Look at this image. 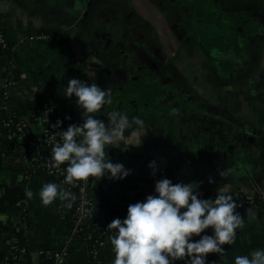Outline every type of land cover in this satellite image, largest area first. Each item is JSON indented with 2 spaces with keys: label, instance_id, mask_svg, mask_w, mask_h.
I'll return each instance as SVG.
<instances>
[{
  "label": "crops",
  "instance_id": "1",
  "mask_svg": "<svg viewBox=\"0 0 264 264\" xmlns=\"http://www.w3.org/2000/svg\"><path fill=\"white\" fill-rule=\"evenodd\" d=\"M79 1L74 0L75 8H69L63 0H0V31L12 44L18 74L4 98V72L10 61L8 54H0V111L9 105L20 118L30 121L36 135L41 128L32 123L31 109L44 104L52 103L59 114L81 124L77 98L65 96L67 82L79 79L101 89L114 85L109 54L114 52L111 42L117 44L122 30L130 31L129 41L139 44L156 31L152 40L158 44L162 40L164 54L185 86L182 95L194 94L199 100H190L167 130L156 118L142 119V126L132 125L123 139L105 145V159L122 164L130 174L122 180L92 177L90 205L105 241L92 251L85 242L75 241L63 264H113L110 238L117 230L107 226L113 219H125L128 206L140 201V189L128 182L139 173L167 178L174 184L197 182L200 198L206 192L264 194V0H192L190 13L205 19L198 36L225 51L220 64L203 52L202 42L181 34L186 18L176 4L166 11L169 16L156 4L160 12L154 19L143 0H87L81 5ZM108 7L120 15L114 24L106 21L102 26L99 14ZM211 11L221 16L223 26L210 25L207 14ZM214 29L224 38L213 39ZM102 35L109 36V44ZM114 102L106 104L95 118L107 124L108 113L115 111ZM9 150L21 154L13 157ZM151 161H156L155 175L148 167ZM25 166L22 152L0 131V238L5 245L18 246L21 264H42L45 253L61 248L66 240L58 200L44 206L39 196L43 185H58V181L39 171L26 173ZM26 189L33 192L31 199ZM19 201L25 211L16 205ZM236 211L244 226L237 229L235 242L223 246L224 255L208 254L206 264H234L237 256L250 258L254 250H264L261 208L247 205ZM199 239L192 237L193 242Z\"/></svg>",
  "mask_w": 264,
  "mask_h": 264
},
{
  "label": "clouds",
  "instance_id": "2",
  "mask_svg": "<svg viewBox=\"0 0 264 264\" xmlns=\"http://www.w3.org/2000/svg\"><path fill=\"white\" fill-rule=\"evenodd\" d=\"M65 96L77 98L83 122L71 124L63 131V142L52 148V166L67 163L65 181L68 184L89 177L98 180L105 176L112 180L127 177L131 170L105 159V145L123 139L129 127L142 126L143 121L138 117L130 121L126 114L118 111L108 113L107 124L95 118L106 104L112 103L111 90L101 89L95 83L70 79ZM60 125L61 121L57 120L52 127ZM148 167L155 175L156 161H151ZM199 186L197 182L174 184L162 178L155 182V195L130 204L125 219H113L107 226L117 230V235L110 238L115 254L113 264H174L178 260L206 264L208 254L224 255L223 246L233 244L237 229L244 226V219L236 211L241 205L226 194L201 199ZM25 195L31 199L34 194L26 189ZM39 196L44 206L60 200L66 202L64 206L70 210L75 202L73 192L55 183L43 185ZM208 228L213 230V235L201 236ZM193 236L200 239L193 242ZM234 264H264V250H254L250 258L237 256Z\"/></svg>",
  "mask_w": 264,
  "mask_h": 264
},
{
  "label": "flooded vegetation",
  "instance_id": "3",
  "mask_svg": "<svg viewBox=\"0 0 264 264\" xmlns=\"http://www.w3.org/2000/svg\"><path fill=\"white\" fill-rule=\"evenodd\" d=\"M86 1L82 0L81 3ZM92 1L88 0V3ZM143 1L147 5H145V8L147 7L149 13L153 14L154 19H156V13L160 12L156 8V4H159L163 10L162 12L165 11V16L168 15L166 11L171 10L172 4L181 7L186 18L185 27L184 30H181V34L185 32L188 39L202 42L204 45L200 47L203 48V52L211 58L213 57L215 64L221 63L222 56H226L225 51L214 43L207 45V41H203L198 36L202 35L200 28H202L205 19L203 18L204 15L195 18L194 13L193 15L190 13L189 8L192 7V0ZM115 11L113 7L101 10L99 18L102 26L106 21L112 24L115 23L114 20H117L118 15H120ZM169 15L171 14L169 13ZM220 17L212 11L207 14L210 25L214 27L216 25L223 26L224 22L221 21ZM211 31L213 39L221 40L224 38L219 29ZM155 32H150V39L146 38L139 44L136 41H129L130 31L122 30L117 44L111 42L114 52L109 54V60L113 68L115 77L113 83L115 84L110 86L109 89L111 90V100L116 103L115 111L126 114L129 119L138 117L140 120H154L156 118L160 120L159 123L162 129L167 130L177 121L180 110L184 112L187 109L191 103L190 100L197 102L199 99L197 97L196 99L194 94H191V97L185 94L182 95L185 86L182 82L180 83L172 69V62L164 54L162 40L159 38L160 44L157 43V40H152L153 36L156 37ZM102 36L106 40L104 43L109 44V36ZM168 41L171 42V39L168 38ZM127 43L128 45H126Z\"/></svg>",
  "mask_w": 264,
  "mask_h": 264
},
{
  "label": "built area",
  "instance_id": "4",
  "mask_svg": "<svg viewBox=\"0 0 264 264\" xmlns=\"http://www.w3.org/2000/svg\"><path fill=\"white\" fill-rule=\"evenodd\" d=\"M44 37V36H38ZM8 42L5 33L0 31V47L5 49L6 43ZM11 64H8L10 67ZM14 81L10 78L3 79V96L4 98H8V90L12 87ZM10 109L9 105L5 104L2 107V110L8 111ZM60 117H65L59 114L58 111H53L52 107H48L44 110H41L40 114L38 115V120L42 124V130L38 137L31 138L27 136V127L30 125L28 124L27 120L22 118L16 119L11 113H9L6 119L2 120L1 127L5 130L3 135L7 140L16 141L14 146L15 149L22 152L24 155L25 161V171L26 173H30L31 171H40L41 173L52 176L56 178L58 181V185L63 187L65 190L69 192H73L75 194V202L73 203V216H74V223L75 229L78 230V225L85 219H88L92 216L93 211L90 205V196H89V185L91 183L92 177H89L87 180H77L74 181L73 184H68L65 181L66 177V167L67 163L60 165L59 167H53L54 161L52 160V148L56 144L62 143V133L64 130L68 128L69 125L75 124L73 118L70 120H66L61 123L59 128L52 127L53 124L56 123L57 120L60 121ZM163 171L160 172L162 174ZM74 188L77 191L74 193ZM153 188L155 189V183L153 184ZM155 192V191H153ZM153 192L150 195H154ZM233 200L236 201L237 204L241 205L237 209L245 207L247 205H256L261 208L262 212L264 213V194H260L258 197L254 196H242V195H235L232 197ZM57 211L60 217L63 216L65 209H67L64 205L66 202L58 200ZM16 205L22 211H25L26 207L23 202H17ZM111 215V213H109ZM99 224V223H98ZM206 235H213V230L211 228L206 229ZM104 233V231H103ZM68 240L66 239L63 246L57 250H49L45 253V257L48 256L53 260L52 264H63L64 260L68 256L67 253V245ZM104 241L99 242V246L103 245ZM9 251L0 260V264H8L9 261H15L16 264L20 261V250L16 244L9 245ZM44 257V258H45Z\"/></svg>",
  "mask_w": 264,
  "mask_h": 264
},
{
  "label": "trees",
  "instance_id": "5",
  "mask_svg": "<svg viewBox=\"0 0 264 264\" xmlns=\"http://www.w3.org/2000/svg\"><path fill=\"white\" fill-rule=\"evenodd\" d=\"M0 54H8L9 55V61L11 66L8 67L5 72H4V76L6 78H10L13 81L16 80L18 78V74H17V69L16 67H14L15 65V53L12 50V44L10 42L6 43V47L5 49H2L0 47ZM48 107H52L53 111H58V107L53 105L52 103L49 104H44L41 106L40 109L36 110V109H31V114H32V118L34 122V124H39L42 130V124L40 123V121L38 120V115L40 114L41 110H44ZM9 113H11L16 119L20 118L18 116V114L12 110L11 108L8 109V111L5 110H1L0 111V131L1 132H5V130L1 127L2 124V120L6 119L9 115ZM65 117H70V119L72 118L71 116H65ZM65 117H60V121L61 123H63L66 120H70V119H65ZM33 126V125H32ZM31 125H29L27 127V136L31 137V138H36L38 137V135H36L34 133L33 127ZM11 145L15 144V140H7ZM39 171V170H38ZM40 172V171H39ZM48 178H51L52 176H48L46 175ZM162 179L160 176H155V177H151L149 176L147 173H139L137 174L134 178L132 179H128V182L130 183V185L132 187L135 188H139L140 191L138 193L139 195V202H143L145 200V198L150 195L153 191V184ZM215 193L212 192H206L201 199H215L216 198ZM226 195H231V194H226ZM233 197V195H231ZM59 202V201H58ZM74 210L73 208L69 209H65V212L63 213L62 216V224L63 227L65 229V233H66V239L68 240V245H67V253H69V251L71 250L73 243L75 241H83L85 242L90 251L94 250L95 248L99 247V242L100 241H105V234L103 233V230L101 228V226L98 224V220L96 219V217L94 216V213L92 214L91 217H89L88 219H85L84 221H82L80 223V225H78V230H74L75 229V223H74V216H73ZM9 245H5L4 243V239L0 238V260L3 259V257L7 254V252L9 251ZM53 260L51 258H49L48 256H46L43 260L42 264H52ZM8 264H16L15 261H9ZM18 264H21L20 261ZM95 264H103L102 262H95ZM174 264H187L186 260L185 261H175Z\"/></svg>",
  "mask_w": 264,
  "mask_h": 264
},
{
  "label": "water",
  "instance_id": "6",
  "mask_svg": "<svg viewBox=\"0 0 264 264\" xmlns=\"http://www.w3.org/2000/svg\"><path fill=\"white\" fill-rule=\"evenodd\" d=\"M80 5L82 4L81 3V1H79L78 2ZM63 5L65 6V7H69V8H74V0H64L63 1ZM27 122H28V124H30V121L29 120H27ZM9 154H11L13 157L15 156V155H20L21 153H18V152H13V151H11V150H9ZM74 193L77 191V189L76 188H74ZM245 210H248V211H250L251 210V208H246ZM203 235H206L205 234V232H203V233H201V236H203Z\"/></svg>",
  "mask_w": 264,
  "mask_h": 264
}]
</instances>
